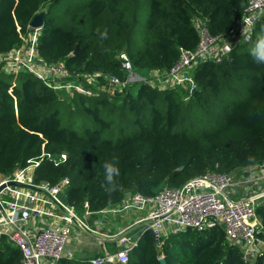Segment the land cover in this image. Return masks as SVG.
Returning a JSON list of instances; mask_svg holds the SVG:
<instances>
[{
	"label": "trees",
	"instance_id": "16d2710c",
	"mask_svg": "<svg viewBox=\"0 0 264 264\" xmlns=\"http://www.w3.org/2000/svg\"><path fill=\"white\" fill-rule=\"evenodd\" d=\"M57 1L0 0V53L21 45L32 17L44 11L39 57L46 64H62L71 78L100 73L98 89L81 76L82 91L72 89L66 98L29 71L11 74L0 68V181L38 161L32 182L54 186L68 178L67 204L78 216L94 217L120 204L127 193L155 195L196 176L234 173L264 160V64L255 63L249 51L233 47L221 64L199 63L193 73L196 88L187 98L184 91L161 89L148 81L118 90L104 79L125 77L121 50L139 74L167 72L178 60L180 47L195 49L196 19L204 20L213 35L228 33L248 0H147L139 49L132 31L143 0H89L84 8L69 7L59 20L53 12ZM105 30L107 36L101 38ZM258 35L264 37V16L254 27L253 43ZM75 44L79 50L71 55ZM230 67L250 72L245 98L229 107L225 101L209 105L202 96L207 90L213 97L234 91L237 82L228 79ZM200 100L202 107L194 105ZM210 109L218 115L203 116ZM105 162L120 168L111 192L101 186ZM256 214L257 237L264 243V196ZM109 245L116 250L115 244ZM255 256L245 260L220 226L170 233L161 247L145 227L128 261L115 264H160V257L166 264H264V251ZM56 262L89 264L65 258ZM0 264H21L20 250L5 237L0 238Z\"/></svg>",
	"mask_w": 264,
	"mask_h": 264
},
{
	"label": "built area",
	"instance_id": "2783aa9c",
	"mask_svg": "<svg viewBox=\"0 0 264 264\" xmlns=\"http://www.w3.org/2000/svg\"><path fill=\"white\" fill-rule=\"evenodd\" d=\"M264 16V0H248L246 7L228 33L213 35L204 20L196 19L194 26L198 35V42L194 50L179 48V58L167 72L158 70L149 71L145 75L133 70L132 64L125 51L118 53L121 67L125 77L120 80L114 75L104 76L106 83L118 90L134 82L148 81L151 85L155 78H164L161 89L177 88L184 91L186 98L196 88L193 73L199 63L211 61L221 64L224 57L228 56L233 47L240 43H249L256 23ZM31 33L24 41L27 46H22L7 53H0L1 66H15L21 70L29 71L45 84L52 85L53 76L70 77L62 64H46L38 55L37 42L40 28H31ZM13 64V65H12ZM13 69V68H12ZM9 72V71H6ZM101 74L75 75L70 79L73 83H82V78L88 83L97 79ZM157 84H160L157 83ZM83 87V86H82ZM82 87L74 89L82 91ZM66 158L64 154L60 156ZM59 158V161L61 159ZM56 163V160H54ZM33 161L29 166L38 165ZM27 166V167H29ZM26 167V168H27ZM25 168L15 171L12 178L23 183H29L38 188L32 190L25 188L24 201L18 198L3 201V211L0 210V238L5 237L21 252V264H50L59 259L71 257L66 252V245L71 238L72 225H82L74 209L69 204L63 203L57 196L61 194L69 183L68 178H63L58 184L49 186L46 183L35 184L31 177L25 176ZM247 174L242 177L239 171L234 173H206L185 181L179 188H163L155 195H144L139 192L132 193L127 202L119 208H110L102 212H116L129 210L146 211V215L137 222H146V227L152 230L153 239L157 247H161L163 239L170 233L176 234L190 228L203 231L220 226L228 243L238 246L245 260L251 255L264 251V243L257 237L260 223L256 214V201L264 196V191L255 193L248 198H233L228 191L233 187L258 183L264 179V160L250 166ZM29 176V175H28ZM3 181V180H2ZM1 182V181H0ZM7 189V188H6ZM232 189V190H230ZM45 193L46 198L39 196ZM38 201L57 206L62 213V222H53L43 225L31 234L26 223L30 219H38L44 214L37 207ZM88 229L87 226H84ZM126 229L114 235L103 236L106 240L115 241L117 249L114 252H103L89 260L91 264L126 263L130 250L137 244L138 239L129 235ZM166 231L168 234H165Z\"/></svg>",
	"mask_w": 264,
	"mask_h": 264
},
{
	"label": "crops",
	"instance_id": "0c3cea01",
	"mask_svg": "<svg viewBox=\"0 0 264 264\" xmlns=\"http://www.w3.org/2000/svg\"><path fill=\"white\" fill-rule=\"evenodd\" d=\"M30 33L31 31L28 34ZM22 46H27V42L24 41V38H23V43L12 50L20 48ZM1 69L4 70L5 72L9 71L6 73H11V74L17 73L18 71L21 70L15 66H11V68L10 67L8 68L6 66H1ZM159 79H160V84L156 83V85L158 86L162 85V81L164 80V78H159ZM98 83L99 82L95 79L91 81V83L89 84L92 85L95 89H98L97 88ZM247 168L240 169L238 173L241 174L242 177H245L247 174V170H246ZM32 174H33V170H32V173L29 175L31 176ZM238 187L236 186L235 188H233V191H232V193L234 194L236 198H248L249 196H252L255 193H260L264 190V188H259L260 186L257 187V184L255 186L254 184H248V185H240ZM25 190L26 189L22 187H9L0 193V198L3 201L18 198L19 201L23 202ZM240 192L245 195H242L241 197H237L239 196L237 194ZM131 194L132 193H127L123 201L120 204H117L113 207L119 208L120 206H122L121 204L127 202ZM39 196L42 198L47 197L45 193H39ZM57 197L63 203L67 204L66 199H65L66 198L65 191H63ZM257 203H258V200L256 201V204ZM36 205L38 208H40V210L44 214H41V217L38 219H30L29 221H27L26 226L31 234H34L39 229V227L43 225L50 224L53 222H62L61 215L64 212L61 211V209L58 208L57 206L55 207L53 205H49L41 201H38ZM135 211L141 214H144V215L138 216V214ZM145 215H146V212H142L134 208H130L127 211L123 210V211H116V212H108V211L101 212L97 214V216H94V217L89 216V214L84 215V220L86 219L89 223H91L90 225H93V226H90L87 222H85L82 218H80L77 215L79 219L83 222L84 226L88 227V230H86L85 227L82 226L81 224L75 225L78 228H81V231L80 230L76 231L75 232L76 235L75 236L72 235L71 238L69 239L66 245V252L71 253V257H67L65 259L75 260V261H80V262L82 261L84 262L86 260L87 262H89L90 259L96 256L102 255L103 252L106 250L108 252H114L115 250L114 251L110 250L109 244L111 243L115 244V241L106 240L105 238H103V236L114 235L126 229H130L129 235H131L134 239L139 240L142 234V231H143V230L140 231L139 227L144 224V228H145L146 222L142 221L138 223L137 220H140ZM72 229H74L73 225H72ZM85 231L90 233V235H88ZM56 263L53 262L50 264H56ZM89 264L91 263L89 262Z\"/></svg>",
	"mask_w": 264,
	"mask_h": 264
},
{
	"label": "rangeland",
	"instance_id": "374dc122",
	"mask_svg": "<svg viewBox=\"0 0 264 264\" xmlns=\"http://www.w3.org/2000/svg\"><path fill=\"white\" fill-rule=\"evenodd\" d=\"M88 1L89 0H58L53 5V12H54L55 16H57V20H59L62 17V16H60V14L63 13L65 10L69 9V7L74 8V10H78L80 8H84L85 7L84 4L87 3ZM81 5H83V6H81ZM78 6H81V7H78ZM148 13H149L148 2H147V0H143V5L139 9L136 25L132 31V39L135 43L136 49H139V47H142L144 44L145 23H146V20L148 18ZM259 38H261V36H259V35L256 36V39H259ZM254 43L251 40L249 43H240L235 48L239 52H245V50L249 51L250 48L254 45ZM229 72H230V75L228 76V79L233 80V82H237V85L234 88V91H232L231 94H228L227 92H225V94H223L222 96L213 97L211 92H209V90H207L205 93L202 94V96L206 98L207 103L209 102V105H214L215 107H218V106H220V103L222 101H225V104L227 103V105H228L227 107H229L233 103L238 102V101L242 100L243 98H245V96L247 94L248 87L251 83L250 72L248 70L234 69L232 67H230ZM142 75H145V73H143ZM52 79L54 81H51V83L57 87L56 90L59 91L62 95L66 96V98H69L71 96L72 89H74L77 86L82 87V83H80V84L73 83V81L70 79V77L53 76ZM90 81H93L92 76H91ZM159 82H160V79L155 78L154 83H159ZM227 86H229V85L227 84ZM227 96H229V97L226 98ZM199 103H201V107H202L203 103L201 102V100L194 103V105H198ZM58 108H60V111H62L61 103L58 104ZM201 110H202V112L204 111V109H201ZM221 111H223V110H221ZM213 115H215V116L218 115V112L216 110L210 109L203 116H213ZM76 116H79V113H77ZM86 117L89 118L88 116H86ZM207 118H209V117H207ZM186 119H190V114H188ZM214 119H215V117H214ZM89 120H91V118H89ZM32 170H34V165H31V166L25 168V170H24L25 176L31 177L29 174L32 173ZM258 183L259 184L261 183L262 185L261 184L259 185ZM258 183H255L254 186L257 184V187L260 186L259 188H264V179H263V181L259 180ZM232 189H230V190H232ZM228 192H229L231 197L236 198L234 196V194L232 193V191H228ZM237 195H239L237 197H241L242 195H245V194H242L240 192ZM259 199H258V201H259ZM142 212H146V210L142 211ZM136 213L138 214V216L144 215V214H141L139 212H136ZM84 215H87V214L85 213ZM84 215H82V216L79 215V217L84 220ZM84 221L87 222L89 225L91 224L86 219ZM75 225H77V224L73 225L74 229H72V231H71V236L72 235L75 236L76 231H79V230L81 231V228H78ZM90 226H93V225H90ZM143 229H144V224L139 227L140 231H142ZM185 231H187V229ZM86 233L88 235H90V233H88V232H86ZM164 233L168 234L166 231H164ZM251 257H252V259H254L256 256L251 255ZM248 260H251V258Z\"/></svg>",
	"mask_w": 264,
	"mask_h": 264
},
{
	"label": "clouds",
	"instance_id": "9594fccd",
	"mask_svg": "<svg viewBox=\"0 0 264 264\" xmlns=\"http://www.w3.org/2000/svg\"><path fill=\"white\" fill-rule=\"evenodd\" d=\"M101 38L107 36V31L100 32ZM249 55L255 63L264 64V37L259 38L255 44L250 48ZM104 169V183L101 185L105 191L111 192L115 190V178L120 176V168L113 162H105Z\"/></svg>",
	"mask_w": 264,
	"mask_h": 264
},
{
	"label": "water",
	"instance_id": "95a60500",
	"mask_svg": "<svg viewBox=\"0 0 264 264\" xmlns=\"http://www.w3.org/2000/svg\"><path fill=\"white\" fill-rule=\"evenodd\" d=\"M44 13H45L44 11H40L36 13L29 22V27L41 29L43 26ZM78 50H79V45L75 44L74 49L71 52V55H75L78 52ZM9 187H22V188H29L32 190H38L37 187L29 183H23L15 179H4L3 181L0 182V193ZM0 210L3 211V206L1 204V201H0ZM85 229L88 230L87 228ZM158 260L160 264H166L165 259L163 257H160Z\"/></svg>",
	"mask_w": 264,
	"mask_h": 264
}]
</instances>
